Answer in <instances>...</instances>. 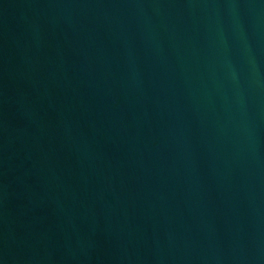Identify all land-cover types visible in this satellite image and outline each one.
Instances as JSON below:
<instances>
[{
  "label": "water",
  "instance_id": "95a60500",
  "mask_svg": "<svg viewBox=\"0 0 264 264\" xmlns=\"http://www.w3.org/2000/svg\"><path fill=\"white\" fill-rule=\"evenodd\" d=\"M0 264H264V0H0Z\"/></svg>",
  "mask_w": 264,
  "mask_h": 264
}]
</instances>
